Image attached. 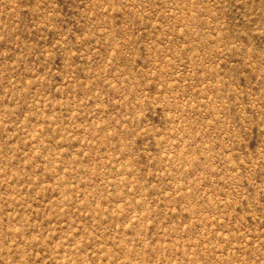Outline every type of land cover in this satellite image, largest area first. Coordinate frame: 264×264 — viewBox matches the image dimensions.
Instances as JSON below:
<instances>
[{"label":"rangeland","instance_id":"rangeland-1","mask_svg":"<svg viewBox=\"0 0 264 264\" xmlns=\"http://www.w3.org/2000/svg\"><path fill=\"white\" fill-rule=\"evenodd\" d=\"M0 264H264V0H0Z\"/></svg>","mask_w":264,"mask_h":264}]
</instances>
